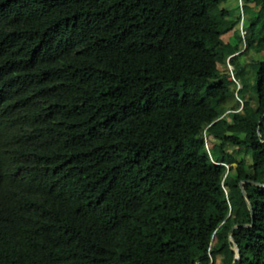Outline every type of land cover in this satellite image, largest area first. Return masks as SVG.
<instances>
[{
    "label": "trees",
    "instance_id": "trees-1",
    "mask_svg": "<svg viewBox=\"0 0 264 264\" xmlns=\"http://www.w3.org/2000/svg\"><path fill=\"white\" fill-rule=\"evenodd\" d=\"M232 262L264 264V0H0V264Z\"/></svg>",
    "mask_w": 264,
    "mask_h": 264
},
{
    "label": "rangeland",
    "instance_id": "rangeland-1",
    "mask_svg": "<svg viewBox=\"0 0 264 264\" xmlns=\"http://www.w3.org/2000/svg\"><path fill=\"white\" fill-rule=\"evenodd\" d=\"M257 23H259V22H257ZM226 67H227V70H228L229 73H231L233 71V67L232 66L226 65ZM218 68H222V69L224 68V66H223V64H221V62H218ZM229 78H230V75H229Z\"/></svg>",
    "mask_w": 264,
    "mask_h": 264
},
{
    "label": "water",
    "instance_id": "water-1",
    "mask_svg": "<svg viewBox=\"0 0 264 264\" xmlns=\"http://www.w3.org/2000/svg\"><path fill=\"white\" fill-rule=\"evenodd\" d=\"M240 186H241V183H240ZM241 191H242V194H243V196H244V198L246 199V196H245V193H244V191L241 189ZM247 206H248V208H249V210H250V213H251V206H250V204L247 202ZM235 252H236V254H235V256H234V260L238 257V254H237V249H235ZM232 264H233V262H232Z\"/></svg>",
    "mask_w": 264,
    "mask_h": 264
},
{
    "label": "built area",
    "instance_id": "built-area-1",
    "mask_svg": "<svg viewBox=\"0 0 264 264\" xmlns=\"http://www.w3.org/2000/svg\"><path fill=\"white\" fill-rule=\"evenodd\" d=\"M231 78H232V76H231ZM233 79V78H232Z\"/></svg>",
    "mask_w": 264,
    "mask_h": 264
},
{
    "label": "clouds",
    "instance_id": "clouds-1",
    "mask_svg": "<svg viewBox=\"0 0 264 264\" xmlns=\"http://www.w3.org/2000/svg\"><path fill=\"white\" fill-rule=\"evenodd\" d=\"M237 86H239V85H237Z\"/></svg>",
    "mask_w": 264,
    "mask_h": 264
}]
</instances>
